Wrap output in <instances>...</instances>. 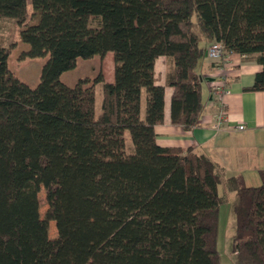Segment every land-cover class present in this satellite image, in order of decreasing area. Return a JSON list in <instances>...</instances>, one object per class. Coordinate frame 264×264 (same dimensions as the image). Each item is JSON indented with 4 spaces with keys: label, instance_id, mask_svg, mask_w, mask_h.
Listing matches in <instances>:
<instances>
[{
    "label": "trees",
    "instance_id": "1",
    "mask_svg": "<svg viewBox=\"0 0 264 264\" xmlns=\"http://www.w3.org/2000/svg\"><path fill=\"white\" fill-rule=\"evenodd\" d=\"M0 20L15 21L22 58L43 60L31 88L8 67L16 45L0 44V264H220L229 193L235 264H264V170L249 186L192 148L158 146L154 131L164 121L159 57L170 124L184 131L204 109L203 43L260 65L245 91H264V0H31L29 15L25 0H0ZM107 53L112 82L61 81Z\"/></svg>",
    "mask_w": 264,
    "mask_h": 264
},
{
    "label": "crops",
    "instance_id": "2",
    "mask_svg": "<svg viewBox=\"0 0 264 264\" xmlns=\"http://www.w3.org/2000/svg\"><path fill=\"white\" fill-rule=\"evenodd\" d=\"M205 50L209 45L203 43ZM262 67L254 62H244L239 55H229L224 62L211 61L206 56L199 62L196 72L201 81V99L204 106L200 124L189 131L170 124V97L172 89L166 85L168 65L164 57L155 61L157 84L164 87V121L154 128L156 143L160 147L192 148L196 154L205 155L221 166L226 177L241 176L247 184L264 170V91L247 92L255 75ZM113 66L105 81H113ZM225 79L228 91L222 98L227 122L219 129L213 128L218 111L210 84L216 78ZM243 124L244 130H237ZM253 177V178H252Z\"/></svg>",
    "mask_w": 264,
    "mask_h": 264
},
{
    "label": "rangeland",
    "instance_id": "3",
    "mask_svg": "<svg viewBox=\"0 0 264 264\" xmlns=\"http://www.w3.org/2000/svg\"><path fill=\"white\" fill-rule=\"evenodd\" d=\"M26 1V11L28 15L31 13V0ZM18 31L15 27L14 20H0V44L8 47L9 45H16L12 48L8 67L10 71L15 74L21 81L26 83L29 87L34 88L38 81L43 60L41 59H24L21 53L28 50L25 44L17 42ZM15 43V44H13ZM113 66L112 53H107L101 60L94 58L89 61L78 60L76 68L72 71L66 72L61 76V81L72 87L78 79L83 77L95 78L99 73H102L104 79L109 75ZM100 86L95 87V111H100L101 90ZM126 145H130L127 141ZM253 178V177H252ZM260 183L259 178L250 179L247 183L249 186H256ZM222 186H218V193L221 194ZM40 203V214L43 215L47 206L44 200V193L41 192L38 196ZM235 196L234 193L227 195L225 203L221 204L218 213V232H217V250L220 256V264H235V255L232 252V237L235 227V216L233 212ZM48 235L51 240L57 236L54 223H49Z\"/></svg>",
    "mask_w": 264,
    "mask_h": 264
},
{
    "label": "built area",
    "instance_id": "4",
    "mask_svg": "<svg viewBox=\"0 0 264 264\" xmlns=\"http://www.w3.org/2000/svg\"><path fill=\"white\" fill-rule=\"evenodd\" d=\"M206 56L214 62H224L226 60L223 46L220 43L211 44L206 50ZM210 89L214 99L219 104L212 126L214 129L219 130L227 122V116L222 100V97L228 93L225 79H222L221 77L216 78L213 82H211ZM236 128L237 130L242 131L245 127L243 124H240Z\"/></svg>",
    "mask_w": 264,
    "mask_h": 264
}]
</instances>
